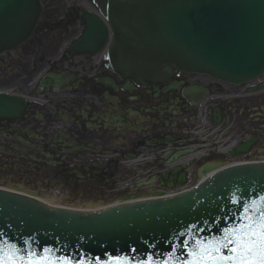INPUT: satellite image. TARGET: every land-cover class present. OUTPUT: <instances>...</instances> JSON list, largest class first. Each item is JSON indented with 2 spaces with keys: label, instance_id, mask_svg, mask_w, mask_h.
<instances>
[{
  "label": "flooded vegetation",
  "instance_id": "flooded-vegetation-1",
  "mask_svg": "<svg viewBox=\"0 0 264 264\" xmlns=\"http://www.w3.org/2000/svg\"><path fill=\"white\" fill-rule=\"evenodd\" d=\"M41 2L34 37L0 55V83L16 85L33 97L18 117L0 119L1 174L55 178L60 186L76 185V190L80 182L81 193L115 189L144 174L160 179V160L132 166L129 157L164 153L166 141L170 148L201 145L196 138L202 123L212 121L214 107L221 109L224 123L264 109V92L230 100L236 88L228 89V97L225 86L208 77L181 73L147 84L124 78L109 67L103 53L70 55L65 41L83 31L86 10L102 17L100 9L94 0ZM50 73L60 77L61 85L39 92L41 80ZM199 85L208 95L195 104L187 95L198 97L189 91ZM236 137L242 138V132Z\"/></svg>",
  "mask_w": 264,
  "mask_h": 264
},
{
  "label": "water",
  "instance_id": "water-1",
  "mask_svg": "<svg viewBox=\"0 0 264 264\" xmlns=\"http://www.w3.org/2000/svg\"><path fill=\"white\" fill-rule=\"evenodd\" d=\"M102 8L112 13L116 34L110 56L124 71L161 73L160 65L169 62L229 80H247L264 72V0H103ZM40 11L38 0H0V51L26 39ZM97 28L83 34L78 47L87 43L96 48L105 37L104 28ZM22 105L19 99L0 94V116L14 115ZM211 165L215 164L201 173L211 169L213 173L216 166ZM183 181L179 175L178 182ZM260 190L264 191V166L226 170L199 190L174 199L97 213L49 209L0 190V232L16 233L18 238L36 236L44 242L62 239L69 245L83 238L90 244H108L109 250L124 243V250L125 244L128 247L141 237L169 239L170 232L183 230L192 221L231 214L230 196ZM172 222L177 229L170 226ZM128 236L133 239L126 243Z\"/></svg>",
  "mask_w": 264,
  "mask_h": 264
},
{
  "label": "snow or ice",
  "instance_id": "snow-or-ice-1",
  "mask_svg": "<svg viewBox=\"0 0 264 264\" xmlns=\"http://www.w3.org/2000/svg\"><path fill=\"white\" fill-rule=\"evenodd\" d=\"M257 199L259 206L255 200L252 206L248 201L233 200V204H242L240 213H225L212 224L202 221L187 226L171 242V252L164 253L163 260L155 259L152 253L139 260L109 253L102 260L88 258L85 253L77 260L58 254L60 249L44 247L38 251L29 240L21 248L0 233V264H264V195Z\"/></svg>",
  "mask_w": 264,
  "mask_h": 264
},
{
  "label": "rangeland",
  "instance_id": "rangeland-1",
  "mask_svg": "<svg viewBox=\"0 0 264 264\" xmlns=\"http://www.w3.org/2000/svg\"><path fill=\"white\" fill-rule=\"evenodd\" d=\"M2 83L3 82L1 81L0 86L3 85ZM25 84H27V83H25ZM7 90H9V89H7ZM244 91H246V89H240V92H244ZM246 115H247L246 117L239 118L240 123L239 122L235 123V125L238 127V129L234 126L235 132L231 136L223 137V139H222L223 145H227L228 142L230 144L233 142V140H235L234 138L237 136V130H238V133L239 132H243V133L245 132L246 134L256 133L260 137H264V126H262L261 123H257L256 121L253 120V118H255V115H252V114L251 115L246 114ZM225 158L227 160L230 159V157H228V158L225 157ZM240 159H244V157H241V156L235 157L229 161L231 162V161L240 160ZM188 176H189L188 177L189 182L185 185V187L195 183L198 180V177L196 174V168H192L190 170V172L188 173ZM10 177L11 176H9L6 173H3V174L0 173V178H4L6 180L5 182H3L4 185L9 186V185L13 184L14 180H17V181L24 180L22 177H20V178H18V177L13 178L12 177L13 179H10ZM26 181L28 182L26 184L30 185L31 188H34L36 191L40 192L41 190H43V192H40V195L49 197L52 200L57 201L58 203H64V204H69V205H84V204H89V203L110 202V201H113L115 199H109V196L113 195V193H115V191L118 192V189H119V188H116V189H112V188L103 189L102 188L101 192H99L98 190L94 191V189H93L92 191L89 190L88 192H83L84 193L83 197L86 196L84 198H77L76 196H78V195H76L73 198L68 199V198H64L62 196V194H64V195H67L68 193L80 194L82 192L80 182L78 183L80 188H79V190H76L77 189L76 185H74L73 188L69 187V186H60L61 183L59 182L58 179H55V178L43 179L42 177H38V178H30ZM127 182L128 181H124L123 183L126 184ZM57 185L60 186V188H55V186H57ZM181 188H183V187L168 189L167 191L171 192V191H175V190H178ZM103 195H106L108 197V199L106 201L101 200L100 196H103ZM98 197H100V200L98 199Z\"/></svg>",
  "mask_w": 264,
  "mask_h": 264
},
{
  "label": "bare ground",
  "instance_id": "bare-ground-1",
  "mask_svg": "<svg viewBox=\"0 0 264 264\" xmlns=\"http://www.w3.org/2000/svg\"><path fill=\"white\" fill-rule=\"evenodd\" d=\"M207 95H208V92H207V88H204L203 89V94L200 96V97H198V98H195V97H191L190 95H187V98H188V100H190V101H196V100H200V99H202V98H206L207 97ZM193 96V95H192ZM213 104H215V102H212ZM203 115V114H202ZM260 118V115H258V119ZM206 135V133H204L203 135H201V136H205ZM206 137V136H205ZM207 139H204L205 140V144H203V146L201 147V152L202 153H205L206 151H208V150H211V146H214V142L213 141H216V140H214V138H213V140H212V137H210V136H207L206 137ZM258 139H259V137H257V138H255V143H256V141H258ZM219 142H222V140H219V141H217V143H219ZM250 142V140H247V141H245L244 142V144L243 145H237L236 146V148H235V150H237L236 151V153L237 154H239V155H241V154H243L242 152H245L246 150H251V147L253 146V144L252 143H249ZM240 146H242V147H240ZM202 148H203V150H202ZM222 148V147H221ZM259 150H263L264 151V149H259ZM193 155H195V152L193 153V150L192 149H184V150H181V151H179L177 154H171V153H166V157L167 158H170V163H167V165H166V171H170V167H172L171 165L174 163V164H179L183 159H185L187 156H193ZM166 157H164V158H166ZM186 160V159H185ZM227 162H230V161H228V160H226L225 161V163L224 164H221V166L220 167H216L215 169H214V171L215 170H217V169H219V168H221V167H223V166H225V165H227V164H229V163H227ZM173 168V167H172ZM213 171V172H214ZM210 173H211V170L208 172V173H206L205 175H203V176H201V178L200 179H203V178H206L207 176H209L210 175ZM13 190H17V189H14L13 188ZM17 191H20L19 189L17 190ZM21 192H23V190H21ZM151 192L153 193V191L151 190ZM166 193H169V192H166V191H164L163 193H162V195L161 196H163V195H165ZM34 195H36V194H34ZM130 195H132V194H130ZM37 196V195H36ZM136 195H133V196H131V197H129V198H133V197H135ZM138 196V198H144V197H159V194H157V195H155V194H152V195H137ZM126 198H128V197H126ZM47 199V198H46ZM50 203H53V204H60V203H57V202H55V201H53V200H51V199H47ZM119 201H122V200H117L116 202H119ZM106 203H97V204H88V205H84V206H74V207H82V208H95V207H100V206H102V205H105ZM62 205V204H61Z\"/></svg>",
  "mask_w": 264,
  "mask_h": 264
}]
</instances>
